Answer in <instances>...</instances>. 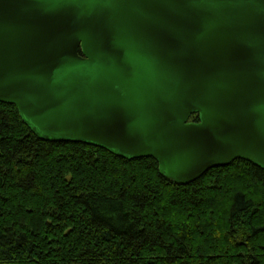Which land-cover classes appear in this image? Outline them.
Returning a JSON list of instances; mask_svg holds the SVG:
<instances>
[{"label":"water","instance_id":"95a60500","mask_svg":"<svg viewBox=\"0 0 264 264\" xmlns=\"http://www.w3.org/2000/svg\"><path fill=\"white\" fill-rule=\"evenodd\" d=\"M0 102L179 185L264 171V0H0Z\"/></svg>","mask_w":264,"mask_h":264},{"label":"trees","instance_id":"16d2710c","mask_svg":"<svg viewBox=\"0 0 264 264\" xmlns=\"http://www.w3.org/2000/svg\"><path fill=\"white\" fill-rule=\"evenodd\" d=\"M0 264H264V171L179 185L152 157L44 141L0 102Z\"/></svg>","mask_w":264,"mask_h":264}]
</instances>
